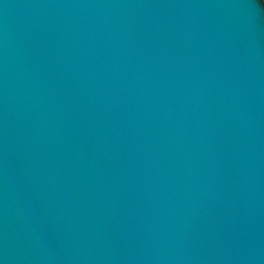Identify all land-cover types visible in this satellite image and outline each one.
Instances as JSON below:
<instances>
[{
    "label": "water",
    "instance_id": "water-1",
    "mask_svg": "<svg viewBox=\"0 0 264 264\" xmlns=\"http://www.w3.org/2000/svg\"><path fill=\"white\" fill-rule=\"evenodd\" d=\"M0 264H264V0H0Z\"/></svg>",
    "mask_w": 264,
    "mask_h": 264
}]
</instances>
